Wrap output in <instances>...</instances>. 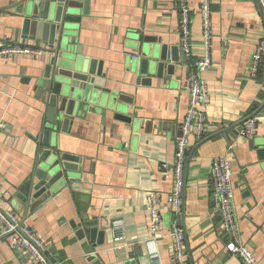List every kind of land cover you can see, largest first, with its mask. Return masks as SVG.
<instances>
[{
    "label": "crops",
    "instance_id": "0c3cea01",
    "mask_svg": "<svg viewBox=\"0 0 264 264\" xmlns=\"http://www.w3.org/2000/svg\"><path fill=\"white\" fill-rule=\"evenodd\" d=\"M185 1L191 10L192 56H185L186 63L176 64L174 75L154 78L151 85L140 83L132 70L134 60L143 59L138 42L149 38L178 46L184 54L178 0H90L88 13L80 10L73 53L102 61L105 77L100 84L114 102L111 107L100 101L88 104L85 119H76L68 132L52 135V144L58 140L63 151L80 156L81 171L74 187L46 204L39 199L29 209L21 200V188L32 178L43 150L36 138L44 129L46 116L32 76L41 74L51 54L47 46L18 37L13 23L16 8L3 10L18 0H0V39L44 49L38 56L0 57V124H4L0 127L1 207L25 220L63 264H90L92 254L104 264H176L169 235L157 242L158 257L148 251L152 232L147 193L155 190L160 194L162 228L168 232L180 216H173L167 202L172 170L163 169L161 163L172 164L175 158L189 106L186 81L190 63L208 50L204 0ZM210 11L212 64L203 74L210 96L207 127L201 141L191 140L185 167V218L180 227L186 257L190 263L191 253L195 264H203L204 256L218 260L224 255L221 264H243L227 252L230 235L222 230L221 217L212 209L210 168L214 159L226 157L233 163L240 238L264 264V159L251 144V139L264 134V80L250 74L252 52L264 36V14L257 0H210ZM134 54L140 58L135 59ZM118 110L131 116V123L115 119ZM252 116L258 119L256 133L243 138L237 125ZM226 128L231 129L222 132ZM80 218L99 221L105 232L103 245L95 247L89 238L76 235L70 222ZM121 219L130 245L118 250L113 221ZM29 263V257L18 256L0 239V264Z\"/></svg>",
    "mask_w": 264,
    "mask_h": 264
},
{
    "label": "water",
    "instance_id": "95a60500",
    "mask_svg": "<svg viewBox=\"0 0 264 264\" xmlns=\"http://www.w3.org/2000/svg\"><path fill=\"white\" fill-rule=\"evenodd\" d=\"M89 6L90 0H18L3 8H16L13 23L17 25L19 38L41 43L48 47L47 51L51 54L50 62L45 64L41 74L32 76L36 81V98L44 104L46 116L44 129L36 138L43 150L36 160L32 178L21 188V200L29 209L35 208L39 199L46 204L64 190L74 187L76 174L81 171L80 156L63 151L58 140L52 144V135L68 132L76 119H85L88 104L100 101L104 106L111 107L114 102V98L107 95L109 90L100 84V79L105 77L102 61L73 53L78 32L76 25L81 20L80 10L88 13ZM138 44L142 48L143 59L134 60L132 70L140 83L151 85L154 78L165 79V74H175L178 62L186 63L185 55L180 53L178 46L156 43L149 38L140 39ZM114 118L127 123L132 121L131 116L119 110ZM105 119L106 116H103L102 120ZM247 120L237 125L238 131ZM251 144L258 157L264 159V134L251 139ZM184 218L182 211L177 225H182ZM70 224L79 238H89L95 247L104 244L105 232L100 230L98 220L80 218ZM189 257L190 263L195 264L191 253ZM224 260V255H220L218 260H211L209 256L201 258L203 264H221ZM88 261L90 264H104L96 254L90 255Z\"/></svg>",
    "mask_w": 264,
    "mask_h": 264
},
{
    "label": "built area",
    "instance_id": "2783aa9c",
    "mask_svg": "<svg viewBox=\"0 0 264 264\" xmlns=\"http://www.w3.org/2000/svg\"><path fill=\"white\" fill-rule=\"evenodd\" d=\"M264 14V0H257ZM181 9V46L187 59L192 56L190 48V22L191 10L185 0H178ZM204 34L207 44V52L203 57L190 63L191 69L186 81L189 92V106L186 117L181 125V134L177 138L175 158L172 164L162 162L163 169L171 168L173 173V186L167 202L172 210L173 216L178 218L182 214L184 190H185V167L190 142L192 139L201 141L207 127L206 105L210 98L209 88L203 77L204 72L212 64L210 53L211 22H210V0H204ZM44 53L40 46H31L21 42H13L0 39V57L12 59L18 54L38 56ZM135 59L140 58L134 54ZM250 74L253 77L261 76L264 80V36L258 40L251 57ZM257 117H251L244 123L239 135L243 138H252L257 129ZM4 127V124H0ZM232 145L229 149H232ZM234 169L233 163L226 157H219L212 161L210 168V182L212 187L211 202L214 213L221 217V228L230 235L227 244V252L238 256L243 264H262L256 257L255 252L245 244L239 235V228L235 212L234 201ZM4 201L0 193V239H4L11 250L22 258L29 257V264H63L54 259L46 242L25 220H22L15 211L3 209L1 203ZM147 201L150 211V229L152 237L147 241L148 251L152 257L159 256L156 244L159 240L169 235L172 239L173 259L176 264H190L186 255L184 231L180 226L174 224L168 232L162 228L161 196L155 190L147 193ZM113 229L116 231L114 242L115 248L124 249L130 245L127 241L126 226L124 220L113 221Z\"/></svg>",
    "mask_w": 264,
    "mask_h": 264
}]
</instances>
